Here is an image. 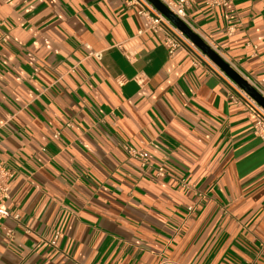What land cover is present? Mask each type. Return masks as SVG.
<instances>
[{
    "label": "crops",
    "instance_id": "crops-1",
    "mask_svg": "<svg viewBox=\"0 0 264 264\" xmlns=\"http://www.w3.org/2000/svg\"><path fill=\"white\" fill-rule=\"evenodd\" d=\"M127 2L0 0V264H264V140ZM189 14L264 92V0Z\"/></svg>",
    "mask_w": 264,
    "mask_h": 264
},
{
    "label": "built area",
    "instance_id": "built-area-1",
    "mask_svg": "<svg viewBox=\"0 0 264 264\" xmlns=\"http://www.w3.org/2000/svg\"><path fill=\"white\" fill-rule=\"evenodd\" d=\"M171 11L174 12L183 22H185L194 31L200 34L214 49H216L222 56V52L217 49L212 42L195 27L194 23L190 19L189 10L194 4L201 1L205 5L211 8L217 7H229L234 0H161ZM127 4L138 6V14L145 17L148 22L147 30L153 32H163L164 42L169 46L170 54H173L179 48L189 47L192 51L197 53L200 57H204L208 61L213 62L193 41L184 34L167 16L161 13L150 1L148 0H128ZM229 33L234 31V26L228 28ZM6 40V38H4ZM121 47V46H120ZM98 59L102 58L101 52L93 53ZM128 59H131L132 53L126 55ZM224 57V56H223ZM226 59V58H225ZM199 59L195 58L194 63L199 64ZM214 63V62H213ZM219 72L230 84V90L228 91V97L234 103L242 106L253 120V132L254 134L264 140V107L261 106L254 98H252L246 91H244L236 82H234L220 67ZM237 69V68H236ZM238 70V69H237ZM139 82H144V78L140 77ZM261 91V90H260ZM263 94L264 92L261 91ZM58 136V135H56ZM133 154L141 157L143 165L147 163L145 154L142 151H132ZM165 169L160 167L158 169V175H164ZM14 177V171L9 168L3 160L0 159V219L11 216L9 212V201L11 199L10 190L11 182ZM193 206L189 209L193 210ZM18 215H15L17 217ZM59 237V234L56 235Z\"/></svg>",
    "mask_w": 264,
    "mask_h": 264
},
{
    "label": "water",
    "instance_id": "water-1",
    "mask_svg": "<svg viewBox=\"0 0 264 264\" xmlns=\"http://www.w3.org/2000/svg\"><path fill=\"white\" fill-rule=\"evenodd\" d=\"M161 13L167 16L193 43L198 46L218 67H220L234 82L264 107V94L247 78H245L225 57L214 49L200 34L189 27L174 14L161 0H148Z\"/></svg>",
    "mask_w": 264,
    "mask_h": 264
}]
</instances>
